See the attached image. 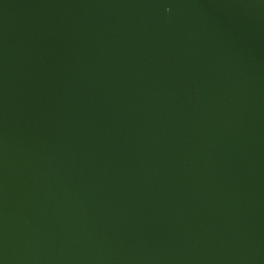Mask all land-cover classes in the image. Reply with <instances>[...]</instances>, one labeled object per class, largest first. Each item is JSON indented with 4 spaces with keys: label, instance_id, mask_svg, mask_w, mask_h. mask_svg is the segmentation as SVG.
<instances>
[{
    "label": "water",
    "instance_id": "obj_1",
    "mask_svg": "<svg viewBox=\"0 0 264 264\" xmlns=\"http://www.w3.org/2000/svg\"><path fill=\"white\" fill-rule=\"evenodd\" d=\"M0 264H264V0H0Z\"/></svg>",
    "mask_w": 264,
    "mask_h": 264
}]
</instances>
